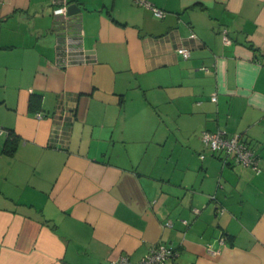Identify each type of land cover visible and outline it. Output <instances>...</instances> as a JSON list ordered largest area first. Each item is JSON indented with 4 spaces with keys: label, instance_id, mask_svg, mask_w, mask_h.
Returning a JSON list of instances; mask_svg holds the SVG:
<instances>
[{
    "label": "crops",
    "instance_id": "obj_1",
    "mask_svg": "<svg viewBox=\"0 0 264 264\" xmlns=\"http://www.w3.org/2000/svg\"><path fill=\"white\" fill-rule=\"evenodd\" d=\"M149 1L0 0V264H264V0Z\"/></svg>",
    "mask_w": 264,
    "mask_h": 264
},
{
    "label": "built area",
    "instance_id": "obj_2",
    "mask_svg": "<svg viewBox=\"0 0 264 264\" xmlns=\"http://www.w3.org/2000/svg\"><path fill=\"white\" fill-rule=\"evenodd\" d=\"M62 6H58L52 10L53 16L56 18H62L61 22L66 24L68 22L67 14V2L62 0ZM134 4L137 6L149 9L155 18L162 19L167 15V12L155 7L150 3L149 0H133ZM194 35L191 34L190 38ZM65 37V41L68 38ZM222 40L224 44L230 43V38L226 30L222 32ZM66 56L62 60L65 65H69L75 62L76 58H84V53L82 48L74 49L73 51L68 49V45L65 48ZM177 54L183 59L187 60L190 58V49L184 46L178 47L176 50ZM64 57V56H63ZM204 69V68H203ZM215 102L216 98L213 96L211 98ZM3 129L0 128V134L3 133ZM201 141L203 145L209 149L213 154L221 155V161L223 164H233L240 165L251 169L255 174H261L264 172V167L260 165L259 156L252 150V148L241 139V136L234 135L228 136L222 131H203L200 134ZM203 158V157H201ZM176 254L175 249L170 245H157L152 247L148 254L135 264H165L166 261ZM110 264H134L131 263L127 257H120L117 260L112 261Z\"/></svg>",
    "mask_w": 264,
    "mask_h": 264
},
{
    "label": "water",
    "instance_id": "obj_3",
    "mask_svg": "<svg viewBox=\"0 0 264 264\" xmlns=\"http://www.w3.org/2000/svg\"><path fill=\"white\" fill-rule=\"evenodd\" d=\"M74 9L79 11L77 4H70L67 8V11L69 14H71V13H74V11H73Z\"/></svg>",
    "mask_w": 264,
    "mask_h": 264
}]
</instances>
